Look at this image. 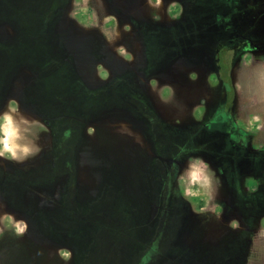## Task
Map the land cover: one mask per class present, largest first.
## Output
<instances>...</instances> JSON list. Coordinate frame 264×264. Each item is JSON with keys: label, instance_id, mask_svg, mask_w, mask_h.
<instances>
[{"label": "flooded vegetation", "instance_id": "obj_1", "mask_svg": "<svg viewBox=\"0 0 264 264\" xmlns=\"http://www.w3.org/2000/svg\"><path fill=\"white\" fill-rule=\"evenodd\" d=\"M60 1L55 9L50 8L49 17H47L50 20L49 26L53 28L52 33H42L34 37L26 36L17 33L9 21L0 24V45H14L17 49L16 52L14 51L15 56L20 57L23 63H30L37 69L38 66L34 65V61L42 58V54L44 65H51L43 75L36 71L29 72L27 68L20 69V66L12 69L10 62H8L9 68L5 66L0 70L2 76L8 71L5 81L0 82V112L8 105L16 112L22 110L24 116L20 115L22 117L20 127L22 125L24 130L20 129L21 138L24 143L33 144L36 148L31 155L20 160H13L7 153L5 156H0V214H4V221L0 224V244L4 249L5 260L12 263L10 261L16 259V262L21 264V257L15 255V251L17 253V249L23 244L26 250H31L41 235L39 223L48 221L52 216L57 217L63 224H67L66 226H73L74 229L80 227L83 222L91 229L98 225L97 221H100L98 215L103 218V214L90 208L100 189L98 193L86 195L84 198L79 194H70L67 192L66 184L64 185L65 178H68L70 182L73 180L68 175H59L57 180L55 181L54 178L49 185L25 188L22 204L18 207H13L9 197L2 192L4 187L19 183L27 175L51 174V168L56 167V161L62 162V156L56 157L52 152L55 137L57 140L61 139L63 130L66 131L63 136L65 141L68 138L72 140L71 135L75 137L72 157L62 162L61 170L65 172L70 170L72 175L79 178L78 185L80 186L95 184L91 171L87 170L86 160L89 157L81 147L83 143L81 136L84 131L82 126L72 125L71 128L66 129L58 123L60 116L54 115L51 111H41L39 109L40 100L29 96L34 82L58 81L63 72L69 76L67 70L73 71L74 81L80 82L82 88L89 92L90 103H100L102 101L101 92L112 91L114 93L108 94L114 96V99L109 104L101 106L96 116L90 118L87 126V128L91 124L99 126L100 135L109 137V140L115 144L112 150L110 148L107 150L105 147L95 148L100 158L107 161V167L112 165L107 170V174L112 173L117 176L114 180L118 182L119 173L125 167L124 172L127 174L125 178L131 184V178H136L131 174L138 170V165L126 161L127 165L122 166L120 161L113 156L115 153H121L122 150H120L121 138L119 137L121 134L115 132H120L121 129L118 128V124L110 123V119L120 118L121 112H123L122 116H125V125L132 131H138L147 139L150 144L149 151L154 153L153 158L146 159L147 169L143 172L147 174H143L142 180L146 183L149 179V185L155 184V197L153 191L140 195L134 190L135 204L130 202L134 208L132 217L136 213L138 216H143L144 206L150 210V215H146L143 221L135 226V229L140 231V239L143 241L138 242L143 249L142 257L137 264H178L181 258L195 263L196 258L200 256L199 250L203 244L222 239V237L229 238L226 260L230 259L235 264H254L260 260L258 247L262 243L260 237L263 234L260 232L264 226L263 222H260L262 219L260 215L263 214L264 208L261 196L263 189L255 185L254 190L249 192L248 179L252 175L257 183L261 182L260 178L264 175V153L255 152L259 150V144L255 141L259 138V131L250 132L241 112H233L231 109L233 103L231 67L234 61H240L238 50L242 52L256 50L259 53L258 60L264 61V0H240L242 18L244 17L243 21L246 25L245 30L236 32L232 28L227 32V38H219V43L217 38L214 39L209 36V33H205L208 24H206L207 10L204 4L206 1L223 3L222 0H178L181 14L177 20L166 23L164 19L153 14L152 20L146 24L139 23L137 13H135L140 4L152 1L156 5L159 2L160 7L157 8L163 14L164 7L161 2L167 4L171 0H77L79 3L85 1L90 4L87 12L80 13L78 16H76L79 12L78 7L68 6L71 0ZM238 1L224 0V3L231 4V10H233V6L236 5L234 3ZM225 7L227 8V4ZM64 12H69V14L66 15ZM214 14L216 19L222 16ZM104 17H107L104 25L105 33L100 30ZM228 17L225 16V19ZM217 22L219 25V21ZM98 23H100L99 26ZM114 29H121L122 36L132 35L130 46L128 49H123L124 58L131 60V63L125 64V67L116 61L124 59L117 57V47L126 40L115 39ZM199 31L204 33V39L208 37L205 39L208 47L199 52V57L192 61L194 63L178 57L177 60H167L163 67H158L153 71L154 59L150 55L151 44L154 40L162 44L160 40L166 43L172 40L177 44L180 38H193L196 33H200ZM134 35L138 38L135 39ZM79 42L80 49H77ZM42 45H44L43 53H41ZM142 47L145 50L143 60L140 56ZM54 53L61 55L58 57ZM133 53L137 55V59L132 61ZM10 57L14 56L11 54ZM177 64L179 67L174 68ZM202 65H206L204 69L211 70L216 79L224 85L223 106L219 110L214 108L203 110L200 113L201 116L195 118L197 119L195 122L185 124L183 123L185 117L181 116L182 112L186 116L194 112L181 111L176 107L177 110L165 114L168 116L164 117L161 114L158 117L157 112L150 108L153 95L148 94L147 87L153 89V86L157 88L158 86L160 88L171 86L177 90L173 82H182V80L168 78V75L172 72L187 71L190 77L188 82H194L199 74L198 67ZM81 71L83 74L86 73L85 76L81 74ZM88 71L90 74H87ZM91 72L95 75L90 77ZM118 75L120 77H116ZM162 82L172 83L165 85ZM144 88L147 93H144ZM176 98L180 104H184L188 97H183L181 100L178 96ZM237 113L240 114V118L236 117ZM27 117L32 122L26 119ZM94 133L96 131H92L90 135ZM92 140L95 143L99 138ZM185 143L187 145L194 143V145L204 147L200 149V152L209 158L198 159V161H204L205 167L210 165L212 168L213 179L209 178L213 189L211 198L213 199L212 204L218 205L217 207H201L200 198L194 210L183 192L177 191L176 187L173 190L176 186V174L181 167L179 157L184 155L181 154V150L186 145ZM223 158H228V163L225 165L227 182L221 186L222 181L218 180L219 175H216L213 164L217 166L216 160ZM114 168L117 171L116 174L113 173ZM103 171L106 172V169ZM123 179L121 177V180ZM103 180L101 173L98 183L96 182L99 188ZM108 182L111 181H106L104 188ZM121 195L126 196L123 191ZM139 195L141 200H138ZM86 211H89L87 214L89 217L80 220L83 215L85 216ZM102 218L101 222L105 231L110 233L113 227L110 226L109 219L104 222ZM171 222L173 228L170 226ZM74 229H72V234H75ZM25 239L31 241L25 242ZM57 242L56 239L49 241L48 255L45 257L50 264H69L67 261L69 258L72 260L73 254L68 251L61 252L64 263L62 260H57V251L61 248L60 243ZM9 253H12L11 258L8 257ZM252 259L255 261H251Z\"/></svg>", "mask_w": 264, "mask_h": 264}, {"label": "rangeland", "instance_id": "obj_2", "mask_svg": "<svg viewBox=\"0 0 264 264\" xmlns=\"http://www.w3.org/2000/svg\"><path fill=\"white\" fill-rule=\"evenodd\" d=\"M60 2V0H0V24L9 21L12 23L13 28L17 31V33L26 36L34 37L42 33H52L53 28L49 26L50 20H48L47 17H49L50 8L52 10L55 9ZM221 2L223 3L206 1L204 4L205 9L207 10L206 24H208V28L205 33H209V36L213 37L214 39L217 38L218 43L219 38L228 37L227 32L230 31V29L233 28L236 32H243L246 27L243 21L244 17L242 18V3H240V0L237 2L238 4L236 2L234 3L236 5L233 6V10H231V4L226 2V8L224 0ZM77 11L79 12L76 13V16L81 13L79 7L77 8ZM214 13H216L218 16L222 15L224 17L220 16L218 19H216ZM64 14L68 15L69 12H64ZM225 16L231 17L225 19ZM217 21H219V25L217 24ZM199 25L200 24H198V26ZM199 32L200 33H196L195 37L190 39L180 38V41H178L177 44L172 40L168 43L164 42V40H160L163 42V44L157 40H154V42L151 44L150 55V57L154 59V66H152L153 71L158 67H163L167 60H177L178 57L181 60L184 59L190 63H194L192 61L199 57V52L205 50V48L208 47L205 43V39H208V37L204 39V33L201 31ZM74 40L78 41L76 38H74ZM43 46L44 45L41 46V53L44 52ZM14 51H17L14 45H0V70L5 66L9 68L11 64L12 69L20 66V69L27 68L26 70L29 72L34 73V71H36L39 72L40 75H43V73H46L51 67V65H44L43 54L42 58L34 61V65L38 66V70L37 68L30 65V63H23V61L20 60V57L15 56ZM237 52H239L240 61H234L231 67L233 84V103L231 109L233 112H241V116L243 115L245 117V122H247V117L249 115L248 113H251L252 111L257 113L255 117L250 116L249 119L254 124L259 125L258 128L260 130H258V140H255L256 143L259 144V150L255 152L264 153V61L258 60L259 53L256 50L253 52H242L241 50H238ZM11 54L16 59L14 57H10ZM54 55L59 57L61 54L54 53ZM8 62H10V64ZM178 65L179 64L174 66V68H178ZM205 67L206 65L198 67L199 74L197 75L196 79H194V82H188L190 77L187 71L181 73L172 72L169 74L168 78H180V80H182V82H173V84L177 86V90L171 86H162L161 88L160 86H158V88L157 86H153V89L151 87H147L148 94L153 95L150 100V108L157 112L158 117L161 116V114L164 117L168 116L165 114H168L173 110H177L176 107L181 109V111L194 112L193 114L187 116L182 112L181 116L182 118L185 117L183 120V123L185 124L187 122H195L197 120L195 118H197L199 115L201 116L200 113L203 110L207 111L210 109L212 110L213 108L215 110H219L223 106V97L225 95L224 85H222V83L216 79L215 74L211 70L204 69ZM253 68L257 70V82H245V79L242 78V76L247 77L248 72ZM182 69L185 70L186 68ZM67 73L69 76L63 72L62 76L58 78V81L54 80L52 82H34L31 86L29 96L33 99L40 100L41 103L39 109L41 111H51L54 115L57 114L60 116L58 123L65 126L66 129L71 128L72 125L82 126L84 131L81 136L83 139L81 147L82 150L85 151V154L89 157L86 160L87 170L91 171V177L92 180L95 181V184L80 186L78 185L79 178L77 179L76 176L72 175L70 170L67 172H65V170H61V167L63 168L62 162L64 163L65 160L72 157V151L74 147L73 139L75 137L71 135L70 137L72 140L68 138V140L65 141L63 136L66 131L63 130V136H61V139L57 140L55 137V144L52 152L54 155H56V157L62 156V162L56 161V167L51 168V174L49 175L48 173L47 175L42 176L27 175L22 178L19 183L10 187H4L2 192L4 195L9 197L10 204L13 207H18L22 204L25 188H29L31 186L39 187L46 184L49 185L52 183L54 178L56 181L59 175H68L73 179L72 182H70L68 178H65L66 180L64 178L63 179L65 181L64 185L66 184L67 192L70 194H79L82 196V198H84L86 195L90 196L92 193H98V189H100V192L98 193L90 208L103 214V218L101 215H98V219L100 221H97L98 225L92 227L91 229L86 227L84 225L85 222H83L80 227H76V229H78L76 230L72 228L73 226L69 225V223V226H66L67 224H63L57 217L54 218L52 216L48 221H41L39 223L38 227L40 229L41 235L38 238L39 240L35 241L32 249L26 250L25 244H23L17 249V253L15 251V255L17 254L21 257V264H50V261L45 256L48 255L49 241H51V239H56L60 243L61 247L57 251V260H62V262L65 260L62 258L61 252L68 251L73 254L72 260L74 259V262H72V260L69 258V261H67L69 264H137V261L142 257L141 251L143 249V246H141L138 242L143 241L140 239V231L135 229V226L140 221H143V218L146 215H150V210L144 206L143 216H138L136 213L132 217L134 208L132 207L131 203L135 204L134 190L136 193L139 192L140 195H145L146 192L150 193L151 191H153L152 193L154 195L156 191L154 183H152V185L148 184L149 179H147L146 183L142 180L143 174L146 173L143 171H146L147 169L145 166L147 165L146 161L153 158L154 153L153 151H149L150 144H148L147 139L139 134L138 131H132L127 125H125V116H122L123 112H121L120 118L117 117L115 119H110V123L118 124V128L121 129L120 132H115L121 134L119 137L121 138L120 150H122L121 153H115L113 156L120 161L122 166L127 165L126 161L128 163L132 162L133 164L138 165V170L137 172L131 174L135 175L136 177L131 178V184L129 180L125 178L127 177V174L124 172L125 167L119 173L120 178L118 182L114 180V178L117 176L112 173L107 174V170L112 165L107 167V161H104V158H100L96 152L97 149L95 150V148L105 147L107 150H109V148L112 150L111 148L115 147V144L109 140V137H102V135H100L99 132L101 131V128L99 126H94L92 124L89 126V128H87V126L89 124L90 118L96 116L99 108L109 104L111 100L114 99V96H109L108 94L112 95L114 93L112 91L105 93L101 92L102 101L100 103H90L88 97L89 92L82 88L80 82L74 81V72L67 70ZM88 73L90 74V71H88L87 74ZM7 74L8 71L4 73V76L0 75V82L5 81ZM81 74H83V72ZM85 74H83V76H85ZM91 74L92 75H89L90 77L95 75L92 72ZM190 75L193 77L192 73H190ZM162 83L166 85L167 83L170 84L172 82ZM147 90L144 88V93H147ZM159 93L164 98L168 99L162 98ZM75 95H77V97H74ZM176 96H178L180 100L183 97H188L187 102L180 104ZM121 102L125 103L124 100H121ZM236 117L240 118V114L237 113ZM163 120L165 121V119ZM251 124L247 126L250 127ZM20 129H23L22 125ZM248 130L252 132L250 128ZM92 131H96V133L90 135ZM53 135L55 136V132H53ZM94 138H99L98 142L93 143L92 139ZM60 144H62L61 147ZM185 144L187 145V143ZM186 145H184L182 148L183 150H181V154L184 155H180L179 157V160L181 161V167L179 172L176 174V186L173 187V190H175L176 187L177 191L183 192L184 196L189 201L190 206H192L194 210L195 207L198 206L196 202H198V199L200 198L201 207H217L218 205L212 204L213 199L211 198V191L213 193V189L210 184V179L212 180L214 175V173H212V168L210 165H206L205 167V164H203L204 161H198V159L204 160L206 158L208 159L209 157L203 152H200V149H203L204 147H199L196 144L194 145V143H190L187 146ZM216 162L218 165L215 166L213 164V169L216 171V175H219L218 180L222 181L221 186H224L227 182V168L225 165L228 163V158L219 159L216 160ZM104 169H106V172L103 171ZM115 172L117 173L116 169L114 168L113 173ZM101 173L103 174L104 180L101 183V188H99L97 181H99ZM121 177L124 179L121 180ZM108 180H110L112 183L108 182L107 185L110 186L105 184L104 188V183H106ZM248 181L249 192L250 190H254L253 187H255V185H259L260 188L263 189L261 196L264 203V175L260 178V183H257L256 180L252 178V175ZM122 191L125 193L126 198L121 195ZM140 195L138 196V200H141ZM80 211L83 210L80 209ZM86 212L87 213H85V216H80V220H85V218L87 219L89 217L87 215L89 214V211ZM260 217L262 218L260 222H263L264 224V208L263 214H261ZM101 218L104 222L109 219L108 222L110 223V226L113 227L110 233L105 231L103 223L101 222ZM3 221L4 214H0V224ZM172 225L173 223L171 222L170 226L173 228ZM72 229H74L73 231L75 234L71 233ZM260 233L263 234V236L260 237V241L262 243L258 247L259 256L261 259L257 262H254V264H264V226ZM30 241L25 239V242ZM228 241L229 238L222 237V239L220 238L219 240L213 241L211 243L207 242L203 244L202 247H200V256L196 258L195 263L189 262L188 260H185V258H181L179 259L178 264H235V262L230 259L226 260L228 255ZM4 256V249L0 244V264H18L16 259H12V261H10L12 263H8ZM8 257L11 258L12 253H9ZM251 261H255V259H252Z\"/></svg>", "mask_w": 264, "mask_h": 264}, {"label": "crops", "instance_id": "obj_3", "mask_svg": "<svg viewBox=\"0 0 264 264\" xmlns=\"http://www.w3.org/2000/svg\"><path fill=\"white\" fill-rule=\"evenodd\" d=\"M163 7H164V10H163V14L160 13V11L158 10L157 7H160L159 6V2L158 4H153L152 1H146L144 2L143 4H140L138 6V8L136 9V12L137 13V19L139 21V23H147L148 21H151L152 20V15L153 14H156L160 19H164V21L166 23H169L170 21H174V20H177L178 19V16L179 14H181V9L179 8L180 5L178 3V0H171L169 1L167 4H165L164 2H161ZM161 5V4H160ZM68 6L70 7H79L80 8V12L81 14L84 13V12H87V10L89 9V6L90 4L85 2H78L77 0H71V2L68 4ZM82 10V11H81ZM84 16H86L84 14ZM83 18V17H82ZM107 17H104L102 19V26L101 27V31L103 33H105V27L104 25L106 24L107 22ZM100 25V23H98V26ZM120 26V24H119ZM86 28L88 29V25L86 24ZM114 36L115 39H120V40H126V42L122 41V43L119 44V46L117 47V57L119 58H124L123 54L124 50L123 49H128V46H130V40H131V36L132 35H129V36H122V30L120 29H114ZM117 33V35L115 34ZM137 33V32H136ZM103 35V34H101ZM88 34L85 35V37L87 38ZM80 38H82L80 36ZM134 38L137 39L138 36L137 35H134ZM83 41V40H82ZM144 47L141 48V60H143L144 58V53H145V50L143 49ZM77 49H80V42L78 43L77 45ZM80 52V50H79ZM134 55H131V59L132 61L134 59H137V55H135V53H133ZM118 58V59H119ZM81 61V60H80ZM118 64H123V66L125 67L126 63H131V60H128L126 58H124L122 61H116ZM125 62V63H124ZM256 69L253 68L252 70H250L247 74V77L246 76H242V78H244L245 82H257L256 80V77H257V74H256ZM116 77H120L119 75L116 76ZM7 106V105H6ZM248 107V105H247ZM23 115L24 114L22 113V110L20 111H17L16 110H13L11 107H9V105L4 108V110L2 112H0V143H1V148L4 149L6 151V153H9V152H16V153H20V150L24 147H27L31 150V152L35 151V146L33 144H29V143H24V141L22 140L21 138V132H20V124L22 122V117L20 115ZM248 117H247V125L251 124L250 127L247 126V128L251 129L252 131H258L259 130V125L257 124H254L253 122L250 121L249 117L250 116H253L255 117L257 115L256 112H251V113H248ZM19 116V117H18ZM3 118V119H2ZM29 117H27L26 119H28ZM2 119V120H1ZM25 120V119H24ZM32 122L31 119H28ZM260 131V130H259Z\"/></svg>", "mask_w": 264, "mask_h": 264}, {"label": "clouds", "instance_id": "obj_4", "mask_svg": "<svg viewBox=\"0 0 264 264\" xmlns=\"http://www.w3.org/2000/svg\"><path fill=\"white\" fill-rule=\"evenodd\" d=\"M31 150L27 147H24L20 150V154L16 152H9L7 155H9L13 160H20L23 158H26L27 156L31 155ZM6 152L4 149L0 148V156H5Z\"/></svg>", "mask_w": 264, "mask_h": 264}, {"label": "trees", "instance_id": "obj_5", "mask_svg": "<svg viewBox=\"0 0 264 264\" xmlns=\"http://www.w3.org/2000/svg\"><path fill=\"white\" fill-rule=\"evenodd\" d=\"M223 77V76H222Z\"/></svg>", "mask_w": 264, "mask_h": 264}]
</instances>
